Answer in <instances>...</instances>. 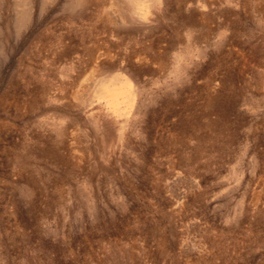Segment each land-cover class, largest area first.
Returning a JSON list of instances; mask_svg holds the SVG:
<instances>
[{
    "label": "rangeland",
    "instance_id": "374dc122",
    "mask_svg": "<svg viewBox=\"0 0 264 264\" xmlns=\"http://www.w3.org/2000/svg\"><path fill=\"white\" fill-rule=\"evenodd\" d=\"M0 264H264V0H0Z\"/></svg>",
    "mask_w": 264,
    "mask_h": 264
}]
</instances>
